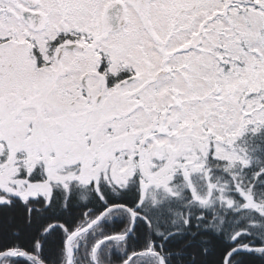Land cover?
<instances>
[{
  "label": "snow or ice",
  "instance_id": "obj_1",
  "mask_svg": "<svg viewBox=\"0 0 264 264\" xmlns=\"http://www.w3.org/2000/svg\"><path fill=\"white\" fill-rule=\"evenodd\" d=\"M0 264H264V0H0Z\"/></svg>",
  "mask_w": 264,
  "mask_h": 264
}]
</instances>
